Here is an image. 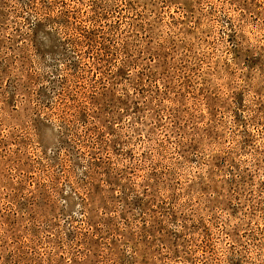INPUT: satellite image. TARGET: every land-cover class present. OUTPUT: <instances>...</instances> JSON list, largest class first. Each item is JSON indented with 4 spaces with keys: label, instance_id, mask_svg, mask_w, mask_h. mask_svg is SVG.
Returning <instances> with one entry per match:
<instances>
[{
    "label": "rangeland",
    "instance_id": "obj_1",
    "mask_svg": "<svg viewBox=\"0 0 264 264\" xmlns=\"http://www.w3.org/2000/svg\"><path fill=\"white\" fill-rule=\"evenodd\" d=\"M0 264H264V0H0Z\"/></svg>",
    "mask_w": 264,
    "mask_h": 264
}]
</instances>
